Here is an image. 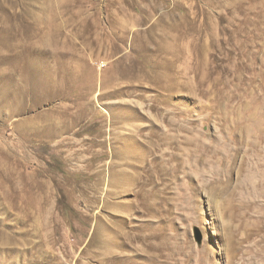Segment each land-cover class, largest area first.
Wrapping results in <instances>:
<instances>
[{"label": "rangeland", "instance_id": "rangeland-1", "mask_svg": "<svg viewBox=\"0 0 264 264\" xmlns=\"http://www.w3.org/2000/svg\"><path fill=\"white\" fill-rule=\"evenodd\" d=\"M0 264H264V0H0Z\"/></svg>", "mask_w": 264, "mask_h": 264}]
</instances>
